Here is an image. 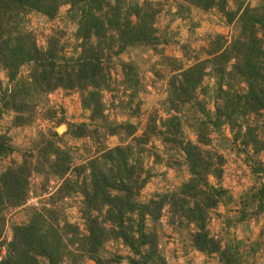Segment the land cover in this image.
<instances>
[{
  "label": "trees",
  "instance_id": "16d2710c",
  "mask_svg": "<svg viewBox=\"0 0 264 264\" xmlns=\"http://www.w3.org/2000/svg\"><path fill=\"white\" fill-rule=\"evenodd\" d=\"M183 1L179 15L190 12L191 7L206 12L216 9L228 25H234V38L228 43L224 36L216 35L203 52L207 58L189 67L163 58L171 67L164 103L169 117L159 120L152 116L138 135L137 125L109 119L105 94L122 87L126 99L118 107L129 111L131 118L141 113L139 68L122 57L129 49L157 50L161 44L155 27L160 13L157 4L149 0L142 4L128 0H0V69L8 79L7 86L0 80V123L11 112L14 128L28 127L50 94L58 90L78 93L90 124L72 126L64 136L89 139L96 150L75 165L70 150L61 146L63 137L50 131L41 134L34 150L23 152L20 165L0 174V264H82L86 260L121 264L124 257L102 256L111 241L122 242L133 254L128 264H167L158 236L147 223L159 222L166 209L172 226L190 231L191 246L198 252L218 256L221 264H242L239 243L223 246L208 229L211 212L228 193L220 185L225 158L211 148V134L227 126L234 144L253 147L256 156L264 150L258 127L249 123L251 117H261L264 112V0L255 8L245 0H233L234 10L229 8V0ZM64 6L70 7L69 17L77 26L74 44L51 36L46 48H41L27 29V17L38 14L55 20ZM117 68L124 77L120 82L113 77ZM24 69L27 76L22 75ZM207 76L216 80L215 86H204ZM201 95L206 99H200ZM207 98L215 104L214 111L208 109ZM51 113L48 118H53ZM186 124L195 132L196 141L184 136ZM108 137H118L122 144L108 148ZM155 137L162 139L170 155L167 165L176 171L185 167L189 178L173 191L143 202L142 192L153 178L152 168L145 167V154ZM15 149L8 134L0 133V159ZM156 159L161 161L158 154ZM253 173L263 182L243 201V222L264 213V164L258 162ZM34 176L55 178L60 185L41 202V208H30L27 223L12 226V239L5 241L6 212L27 205ZM47 185L43 186L45 193ZM75 195L82 198L85 233L64 212L65 200Z\"/></svg>",
  "mask_w": 264,
  "mask_h": 264
},
{
  "label": "rangeland",
  "instance_id": "374dc122",
  "mask_svg": "<svg viewBox=\"0 0 264 264\" xmlns=\"http://www.w3.org/2000/svg\"><path fill=\"white\" fill-rule=\"evenodd\" d=\"M128 1L142 4L145 0ZM149 1L157 4L160 9L155 27L161 38V44L157 50L149 47L129 49L122 57L125 62H132L139 68L141 92L137 101H141V113L138 117L131 118L129 111L118 107L120 100L126 99L122 87H119L118 92L105 94L108 108L106 113L109 119L117 123L131 122L137 125L138 135L145 130L152 116L159 120L169 117L164 103L168 98L167 83L171 76V67L170 63L166 64L163 58L168 57L171 60L183 62L184 67H189L198 60L207 58L203 52L216 35L224 36L228 43H231L235 35L234 25H228L226 19L216 9L206 12L191 7L190 12L183 11V16H181L179 10L184 5L183 0ZM245 2L252 8L261 5V0H245ZM229 8L235 9L233 0H229ZM69 9V6L62 7L55 20H49L38 14H31L27 17V29L34 34L41 48H46L51 36L60 37L64 44H74L77 26L69 17ZM66 52L71 55L72 49L68 48ZM27 74V69H24L22 75L27 76ZM113 77L119 82L122 81L124 77L120 68L113 73ZM0 80L3 81L4 86H7V75L1 69ZM215 83L216 80L210 76L204 80V86L212 87ZM200 99L206 98L201 95ZM207 101H209L208 98ZM207 106L211 111L215 110V104L212 101H209ZM50 112L53 113V118H48ZM13 118L14 114L7 112L0 123V133L6 132L13 147L16 148L12 155L0 159V174L12 165H20L23 162V152L34 150L41 134L50 131L63 137L61 146L70 150L75 165L81 164L96 153L95 146L89 139L75 140L64 136L72 126L90 124L89 113L83 110L78 93L58 90L50 94L45 104L37 110L36 120L28 127L14 128ZM249 123L258 127L257 135L264 141V112L261 117H251ZM183 133L187 139L196 141L195 132L188 124L184 126ZM211 138H213L211 148L225 158L224 175L220 185L228 193L222 204L211 212L208 229L214 238L222 242L223 246L239 243L242 264H264V213L256 217L251 216L245 222L240 220L243 201L248 195L251 196L263 182L253 173V170L258 162L264 164V150L256 156L253 147L244 149L239 143L234 144L233 133L227 126L223 127L221 132H213ZM129 143L130 140L126 142V144ZM120 144L122 143L118 137H108L105 141L108 148ZM147 151L144 160L145 167L152 168L153 178L142 192L143 202H147L155 194L173 191L189 178L185 167L176 171L167 165L170 155H167L161 138H152ZM156 154L161 157L160 162L156 159ZM211 182L215 185L218 183L215 179H211ZM46 184H48L47 193L43 192V186ZM59 185L60 181L55 178L48 180L45 176H34L31 179V193L27 205L6 212L5 241L12 239V226L27 223L30 219V208H41V202H46L49 193L53 194ZM81 200L79 195L66 199L64 212L67 219L78 225L82 233H85L84 220L80 212ZM247 212L251 213L252 209ZM169 221L168 209H166L159 222H147L150 229L158 236L159 250L167 264H221L218 256H206L191 246L190 231L187 228L178 230ZM255 247L258 250L253 251ZM2 252L4 255L5 252ZM102 256L103 258L121 256L124 257L121 264H128V258L133 257V254L122 242L111 241L105 245ZM82 264L96 263L86 260Z\"/></svg>",
  "mask_w": 264,
  "mask_h": 264
},
{
  "label": "water",
  "instance_id": "95a60500",
  "mask_svg": "<svg viewBox=\"0 0 264 264\" xmlns=\"http://www.w3.org/2000/svg\"><path fill=\"white\" fill-rule=\"evenodd\" d=\"M63 128V127H62ZM60 132V131H59Z\"/></svg>",
  "mask_w": 264,
  "mask_h": 264
}]
</instances>
